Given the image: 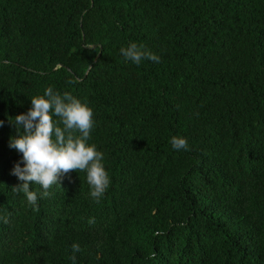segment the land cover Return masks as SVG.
<instances>
[{"label":"trees","instance_id":"obj_1","mask_svg":"<svg viewBox=\"0 0 264 264\" xmlns=\"http://www.w3.org/2000/svg\"><path fill=\"white\" fill-rule=\"evenodd\" d=\"M49 86L93 110L99 202L77 170L14 189L10 120ZM0 121V264H264V0H0Z\"/></svg>","mask_w":264,"mask_h":264},{"label":"clouds","instance_id":"obj_2","mask_svg":"<svg viewBox=\"0 0 264 264\" xmlns=\"http://www.w3.org/2000/svg\"><path fill=\"white\" fill-rule=\"evenodd\" d=\"M119 53L125 62L135 65L145 60L160 62L159 55L136 42L121 46ZM30 102L26 112L10 120L16 132L10 135L8 146L22 154V165L16 162L11 169V174L21 182L14 189L23 194L28 204L35 206L38 195L30 190L31 184H38L43 190L41 196H46L49 187L58 183L63 174L77 170L85 173L88 195L99 202L109 187L110 178L103 164L104 154L89 143L94 126L91 107L68 92L54 91L51 86L46 87L42 95L31 97ZM57 117L58 120L54 119ZM74 132L79 134L74 135ZM168 142L173 150H188L183 136L172 135ZM88 223H94V218H89ZM71 250L75 259L80 245L74 242Z\"/></svg>","mask_w":264,"mask_h":264}]
</instances>
